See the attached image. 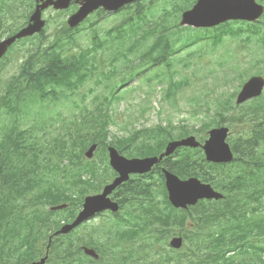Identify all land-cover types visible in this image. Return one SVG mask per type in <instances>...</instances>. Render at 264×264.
<instances>
[{
	"label": "trees",
	"instance_id": "1",
	"mask_svg": "<svg viewBox=\"0 0 264 264\" xmlns=\"http://www.w3.org/2000/svg\"><path fill=\"white\" fill-rule=\"evenodd\" d=\"M166 18V15L161 16L162 20L153 26L146 23L148 16L138 24L130 22L131 19L125 15L121 30L111 42L102 41L94 30L92 37H95V43L80 47L77 52L63 46L62 49L58 48L47 69L42 67L40 77L34 84L17 80L19 90L10 83L0 85V186L1 193L12 195L1 201V206L8 209L0 214V219H8L11 207H18L19 219H27L30 206L34 217L52 216L53 212L45 207L60 201L66 202L70 198L71 186L76 185V179L79 208L87 190L96 187L95 182L89 181V178L82 179V175L87 173L92 178L101 180L96 177L98 170L91 163L93 161L85 160L84 151L96 142L98 148L95 158L105 161L109 124L115 123L112 111L122 98L114 83L111 84L108 95L105 93L100 97L95 92L96 87L100 86L101 77L106 82L120 77L124 82L126 72L134 77L146 72L148 67H170L171 55L176 52H173L174 41L181 40V34L166 25ZM125 26L131 34V43L126 45L125 34L122 35ZM243 31L225 26L215 29L212 34L192 32L186 41L193 43L194 40L207 38L216 46L223 41L225 35L236 36ZM173 36H176L174 40ZM260 37V40H264L263 33ZM148 40L150 43L143 46ZM100 50L101 54L98 55ZM254 68L256 73L264 74V58L255 62ZM247 73V70L239 72L236 77H230L231 81L239 79L242 83ZM153 78L159 83L166 82L163 94L166 100H172L177 91L188 83L185 78L175 80L170 72L165 73L161 68ZM222 79L225 84L229 82L227 74ZM90 80L96 82L95 89L89 87L85 91ZM147 80L150 81V77ZM46 82L50 85L49 90ZM43 88L51 94L58 92L64 102H72L71 118L59 129L54 127L55 123L59 119L61 122L64 120L54 117L56 114H48L46 110L52 105L60 109L64 102L58 96L54 99L47 93L40 92ZM237 88L238 86L230 92L220 93L221 97L213 107L214 115L209 121H203L201 127L207 129L227 122L230 126L240 124L247 128L242 129L232 141L236 152L234 162H238V167L226 169L222 164L207 163L200 149L188 148V151L182 148V155H177V159L169 164L170 169L180 177L197 176L226 192L225 199L201 201L186 211L177 210L169 204L162 184V211L149 210L144 217L147 219V237H155L148 238V250H151L157 239L160 240V237L157 238L159 233L164 235L163 232L168 231L166 234H169L174 228L183 227L190 218L201 226L214 223L217 229L207 233V239L200 237L194 245H187V250L181 249L176 254L159 256L148 260L147 264H167L172 260L176 264H264V92L255 99L237 105L233 101ZM205 104L204 112L208 116L213 108L207 102ZM140 109L141 115L137 118L143 117L148 108L142 106ZM176 125H143L139 129L133 125L130 129L125 128L128 129L125 132L127 134H122L130 136L129 141L117 140L115 145L127 152L128 142L143 144L146 148L138 150L139 154L150 156L159 153L167 139L198 132L193 126L188 129V125ZM147 136L159 139L152 143L143 141ZM200 156L202 162L199 161ZM225 177L230 179L234 188L238 187L226 189ZM64 178L66 188L60 183ZM126 186L125 196L130 191L134 193L135 184L129 182ZM122 201L123 204L127 203ZM128 213L129 211L126 212ZM153 223H158L162 229L157 232L150 228ZM198 249H201L200 253ZM232 251L236 253L227 255ZM147 255L150 256L148 253ZM160 258L161 260L154 261Z\"/></svg>",
	"mask_w": 264,
	"mask_h": 264
},
{
	"label": "rangeland",
	"instance_id": "2",
	"mask_svg": "<svg viewBox=\"0 0 264 264\" xmlns=\"http://www.w3.org/2000/svg\"><path fill=\"white\" fill-rule=\"evenodd\" d=\"M132 9V8H130ZM52 24L59 21L62 17L57 15L56 12L52 11L48 14ZM113 17H107L103 22H109ZM58 25V24H57ZM124 29H128L125 26ZM181 36L184 38L183 41H175V47L173 52L180 46L181 43L184 45L186 37L194 32L195 34L203 32L198 29H188L186 27H180ZM209 32H212L210 30ZM48 34L52 33V28L48 29ZM185 36V37H184ZM79 42L83 47L95 43L96 41L91 38V34L77 35ZM209 41V43L207 42ZM213 41L209 39H203L189 46L182 47L178 49L177 52L173 53L171 56V66L163 67L152 66L148 67L147 71L141 73L136 77H131L130 73L126 72V79L133 78L129 88L137 86V88L131 91L129 88L121 89L118 95L122 96L125 93V98L115 104V109L113 112L115 123L109 124L108 131H110V138L112 134H123L133 125L137 128L140 126H153L159 123L167 124H184L188 125V129L193 126L198 132H194V135L198 137H207L208 129L214 127L212 125L208 129L201 127L203 121H209V118L214 115V105L217 99H219L220 93L230 92L234 90L238 84V79L231 83V78L229 76H236L241 70L247 69L249 71H254L255 68L252 67L254 59L262 53V47H260L256 40L243 41L242 37L237 39L227 38L224 43H219L213 46ZM79 50V48H78ZM129 57H133L129 55ZM163 64L166 65V62ZM238 64L235 67L234 65ZM161 68L165 73L170 72L175 80L187 79V84L183 85L176 93V95L171 100H164L163 92L166 87V82L159 83L153 78L147 80L149 77H154L156 71ZM169 69V70H167ZM227 74L229 83L224 84L223 75ZM167 77V75H165ZM248 76V75H247ZM246 76V78H248ZM114 85H119L121 82L120 77H115ZM245 78V79H246ZM103 79V84L97 88L98 95L106 93L107 83L105 78ZM125 79V80H126ZM147 81V82H146ZM94 84L92 81L88 82L85 86V91L92 87ZM150 94L146 92H141L142 90L149 91L153 89ZM84 89L81 91L83 92ZM239 88L237 89V91ZM236 91V93H237ZM96 92V91H95ZM235 100V97L233 101ZM208 103L213 109L209 112V115H205L204 110L206 109L205 103ZM63 107L59 110V114L54 117H59L64 120V122H57L56 126H62L71 118L70 112L72 111V102L67 101L63 103ZM148 108L143 117L137 118L141 115V106ZM56 108V107H55ZM53 108L48 112V114H56ZM201 108V109H200ZM199 109L197 112L196 110ZM47 114V115H48ZM176 125V126H177ZM226 126H228L225 122ZM128 128V129H125ZM138 128V129H139ZM245 126L240 124L231 125L230 129V139H235L237 134L244 129ZM247 129V128H246ZM180 130V129H179ZM178 131V129H177ZM204 133V134H203ZM97 167V165H96ZM86 178H89V174H85ZM87 194L94 193V188H89ZM121 214V213H120ZM108 216V215H103ZM93 225H99V223ZM95 237L100 240L103 237L102 232L96 234ZM148 241V238H146Z\"/></svg>",
	"mask_w": 264,
	"mask_h": 264
},
{
	"label": "flooded vegetation",
	"instance_id": "3",
	"mask_svg": "<svg viewBox=\"0 0 264 264\" xmlns=\"http://www.w3.org/2000/svg\"><path fill=\"white\" fill-rule=\"evenodd\" d=\"M29 1V0H26ZM22 0H0L16 10ZM86 0H71L68 8L57 10L64 15L65 20L77 9L85 5ZM196 0H135L116 12H108L104 6L93 8L82 22L81 29L88 25L97 28L99 15H111L129 10L135 17H146L150 13L161 16L163 13L180 15L194 5ZM37 0H31L29 9L16 17L12 23L0 22V31L8 29L12 33L14 27L24 28L30 22ZM189 6V7H187ZM132 8V9H130ZM45 12V11H44ZM157 27V26H156ZM78 29V28H77ZM77 29L70 30L75 33ZM90 31V30H89ZM78 173V161H77ZM66 179L60 183L65 185ZM74 183V182H73ZM78 185V179L75 180ZM65 202V210L59 216L34 217L32 213L28 219H19L18 207H11L8 219L0 221V264H135L131 262V249L126 234L120 232L118 223L126 219H102L100 216L87 219L80 224L63 232L71 224L78 213V188ZM54 204L47 205L46 210ZM100 218V219H97ZM40 219V220H38ZM99 223L100 225H93ZM107 223L109 226H104ZM102 232L103 237L98 240L95 235ZM85 249H92L98 253V258L85 254ZM131 262V263H130Z\"/></svg>",
	"mask_w": 264,
	"mask_h": 264
},
{
	"label": "water",
	"instance_id": "4",
	"mask_svg": "<svg viewBox=\"0 0 264 264\" xmlns=\"http://www.w3.org/2000/svg\"><path fill=\"white\" fill-rule=\"evenodd\" d=\"M130 1L132 0H86V11L81 8L76 12L71 20H69V25L71 27L75 26L80 20H83L82 18H84L86 14L98 6H104L107 10H117L124 3ZM47 2L54 4L56 8H66L70 4V0H48ZM233 2H239V0H214V2L201 0L194 9L183 15L181 23L203 27L213 26L228 19L252 20L257 17L260 12V9L256 11L257 8L254 5H251L249 0H247V5L245 6L232 4ZM209 3H214V6H208ZM47 4L48 3H46V5ZM210 8H213L212 12L208 11ZM82 11H84V13H82ZM38 23V16L36 15V17H34V25H32L33 30H36ZM263 87L264 78L262 76L250 77L243 84L236 99L237 103H241L251 97L260 95ZM227 133V127L210 130V137L203 145L207 160L214 162H228L232 160V151L225 141ZM182 145L196 147L199 145V142H197L193 136L177 141H171L168 143L164 154L160 155L159 158H162L163 155H169L175 148ZM96 146V144H92L85 151V156L87 158L92 157ZM109 159L110 165L118 172L119 176L116 177L111 184L106 185L100 194L89 195L84 198L82 209L79 211L75 221L68 225V229L79 224L84 219H87L89 216L94 215L100 210L110 209L116 211L118 209V203L111 201L107 195L118 184L126 180L129 173L147 172L158 160L156 157L128 159L120 155L113 147H109ZM166 184L169 191V198L177 207H186L188 204H195L197 200L202 198L211 199L221 197V195L215 192L210 185L203 184L196 178L180 180L175 175L166 173ZM180 244V238H175L171 241V245L174 247H179Z\"/></svg>",
	"mask_w": 264,
	"mask_h": 264
}]
</instances>
